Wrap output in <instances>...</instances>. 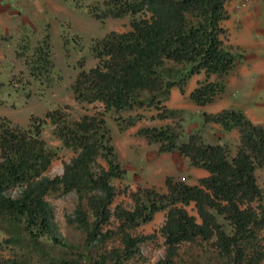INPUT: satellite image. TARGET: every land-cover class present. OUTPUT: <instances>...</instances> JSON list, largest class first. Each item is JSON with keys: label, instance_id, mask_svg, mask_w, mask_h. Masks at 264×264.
Segmentation results:
<instances>
[{"label": "trees", "instance_id": "16d2710c", "mask_svg": "<svg viewBox=\"0 0 264 264\" xmlns=\"http://www.w3.org/2000/svg\"><path fill=\"white\" fill-rule=\"evenodd\" d=\"M225 1L101 0L86 5L87 13L97 20L129 15V29L92 39L90 52L97 62L80 69L70 85L75 101L97 102L101 109L77 119L60 108L46 113L53 134L72 152L62 162L60 174L44 175L54 152L40 136L43 118L31 115L28 125L21 127L0 116V228L8 234L0 241V264H21L1 254L5 245L20 242L45 255L39 264H131L139 245L154 237L134 234L135 229L160 211L164 212L158 229L164 258L159 264H172L181 243L198 241H212L225 264L262 260L263 252L254 243L261 232L264 246V193L255 171L263 170L264 182V126L250 121L238 108L200 114L203 127L216 124L223 131H236L238 144L232 156L226 145L204 142L198 131L184 135L178 121L138 127L136 134L156 144L158 153L177 152L189 167L202 169L206 175L196 184L167 176L162 190L137 186L127 192L131 207L110 208L114 197L125 193L112 181L123 180L126 171L104 114L112 115L119 131L140 119L139 114L121 115L135 107H152L157 111L155 118L175 120L183 110L166 108L161 102L173 87L183 93L185 82L200 72L204 80L196 83L188 99L197 106L211 103L224 90L223 77L242 56L238 46L223 42L226 30L221 22L228 18ZM27 43L16 55L23 57L27 76L45 87L54 71L49 36L37 39L31 49ZM57 190L84 198L91 215L89 219L78 203L69 219L85 233V252L78 251L74 258H47L42 251L45 242L41 239L66 244L56 233L52 209L45 200ZM190 203L197 217L186 210ZM111 218L116 222L114 230L106 229ZM111 234L116 235L118 245L99 251Z\"/></svg>", "mask_w": 264, "mask_h": 264}, {"label": "rangeland", "instance_id": "374dc122", "mask_svg": "<svg viewBox=\"0 0 264 264\" xmlns=\"http://www.w3.org/2000/svg\"><path fill=\"white\" fill-rule=\"evenodd\" d=\"M94 1L101 0H17V8L23 16V20L19 21L18 25L9 26L10 24H8L7 26L11 29L10 33L0 38V83L2 84L0 86V116L6 117L11 123L21 127L28 125L31 115L43 118L44 123L40 136L46 146L54 152V157L44 172V175L48 177L61 173L62 162L67 161L72 156V152L64 148L60 140L53 134V124L46 118V113L60 108L71 118L77 119L82 114H91L101 109V105L97 102L75 101L70 85L80 69L86 70L97 62L90 52L92 39L99 38L108 31L123 32L129 29V15L121 18L106 17L102 20L90 17L86 5ZM224 7L228 14V18L221 22V26L226 30L223 37L225 44H230V41L242 43L247 41L248 43L255 36L264 40V0H226ZM134 16L138 17L140 14ZM240 33H242L243 39L237 38ZM44 34H48L50 39L54 71L51 82L42 87L43 85L40 86L37 81L27 76L24 59L17 56L16 51H20L22 44L27 42L31 49L36 40ZM25 38L27 42L24 41ZM242 68L243 64L236 63L233 69L223 77L224 90L214 97L213 105L210 107L197 108L186 95L187 91L194 88L197 82L204 80L202 73L185 82L183 93H180L175 87L173 88L175 93L171 94L170 89L167 99L162 101L161 105L166 108L183 110V113L175 120L155 118L157 111L152 107H135L121 115L139 114L141 115L140 119L134 126L119 131L112 115L104 114L112 137V144L126 171L123 180L112 181L117 188L125 190V193L115 196L110 208L117 204L126 208L131 207L132 201L127 192L137 186L162 190L164 179L167 176L188 184H196L197 179L201 177L197 169L189 167L186 159L177 152L158 153L156 144L146 143L142 137L136 134V130L140 126H158L178 121L182 125L184 135L198 131L204 142L224 144L228 148L229 155L232 156L235 153L238 144L236 131L225 132L218 125L203 127L200 114L218 108L219 104H232V102L234 103L233 98H236L238 103L240 92L243 96L248 94L250 78H254L258 73L251 71L252 74L249 75L247 71L243 82L248 84L242 85L243 88H239L238 85L237 89L233 86L232 80L235 78L236 82H239L237 73ZM255 178L257 185L264 193L262 169H256ZM45 200L52 209V222L56 233L66 242L64 245H58L41 239L45 242V248L42 251L46 253V257L52 259L74 258L78 251L84 253L85 233L69 220L72 219L74 207L78 203L83 205L89 219L91 218L84 198L80 199L73 191L63 193L61 190H57L49 192L45 196ZM185 208L188 213L197 217L191 203ZM163 219L164 212H157L150 222L135 229L134 234H154V237L139 245V253L130 260L131 264H159V261L164 258L163 238L158 233ZM115 225V220L111 218L106 229L114 230ZM260 235L261 232L258 234L254 246L263 252V258L258 264H264V246L259 239ZM7 236V232L0 228V241ZM75 245L77 248L73 247ZM117 245L116 235L111 234L106 244L99 247L98 250H108ZM1 254L4 257L19 259L21 264H39L45 257V255L40 256L41 253L22 242L5 245ZM172 261V264H225L224 259L216 252L212 241H198L193 244L183 242L178 246L177 255Z\"/></svg>", "mask_w": 264, "mask_h": 264}, {"label": "crops", "instance_id": "0c3cea01", "mask_svg": "<svg viewBox=\"0 0 264 264\" xmlns=\"http://www.w3.org/2000/svg\"><path fill=\"white\" fill-rule=\"evenodd\" d=\"M17 11H18L17 0H0V38H2V36H4L5 34L10 33L11 29H9V27L7 26L8 24H10L9 26L16 24L18 25L19 21H18ZM237 38L243 39L242 33H240ZM230 44L236 45L242 50L241 51L242 56L237 63L243 64V68L240 71L237 70L238 71L237 77L239 79V82H236L234 78L232 80L233 86H235V88L238 89V85L239 88H243L242 85L245 86V84H248L246 82H243V79L245 80V77L247 76V71L249 75L252 74L251 71H254L255 73L258 74L254 78L253 77L250 78L251 82L249 84L250 88H248L249 89L247 92L248 94H246V96H243L242 92H240V96H239L240 98L238 99L239 101L238 103L235 100L236 98L235 99L233 98L234 103L232 102V104L229 105L219 104L218 108L210 109V111L207 112L213 113L222 108H229V107L238 108L244 112V114L250 121H252L253 123L262 124L264 126V40L255 36V38H253V40H251L248 43L247 41L245 43L230 41ZM198 74L192 75L189 78V80L193 79V77ZM212 79L213 76L210 77V80ZM173 88H171V94L172 92L175 93ZM192 89H189L186 95H188ZM210 105L212 106L213 103L211 102V104L208 103L203 106H197V105L195 106L201 109V108L210 107ZM208 125L215 126L216 124H208ZM197 171L198 173H200L201 177L206 175V172L202 169H197Z\"/></svg>", "mask_w": 264, "mask_h": 264}]
</instances>
